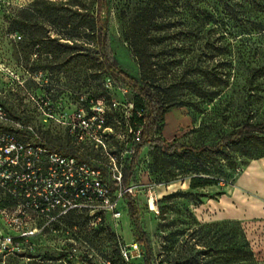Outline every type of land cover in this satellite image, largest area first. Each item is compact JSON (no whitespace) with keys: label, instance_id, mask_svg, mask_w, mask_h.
Returning a JSON list of instances; mask_svg holds the SVG:
<instances>
[{"label":"rangeland","instance_id":"1","mask_svg":"<svg viewBox=\"0 0 264 264\" xmlns=\"http://www.w3.org/2000/svg\"><path fill=\"white\" fill-rule=\"evenodd\" d=\"M95 1L0 0V105L12 119L30 123L52 143L62 141V130L43 122L37 111L41 101L73 106L80 97L98 98L107 90L108 77L97 60L93 34L85 28L95 17ZM137 2L111 0L107 17L114 57L121 70L134 78L139 77L138 66L123 33ZM240 17L243 24L249 20L248 25L260 28L249 26L244 32L220 26L226 31L224 35L235 57L229 88L203 107L200 104L170 109L163 117L160 132L165 141L176 140L198 149L203 143H215L221 133H228L240 122L264 120V6ZM185 62L171 66L163 81L167 89L179 87L178 95L188 92L180 83ZM118 86L117 83L112 86L110 95L121 99ZM126 98L134 100V94L129 92ZM114 132L122 136V127L115 126ZM107 146L109 153L119 152L114 137ZM248 146L252 157L231 151L229 155L235 158L233 165L222 174L213 171V166L208 175L202 174V157L181 154L168 158L154 146L141 153L128 187L138 203L141 225L155 264L166 257L170 264L179 261L192 264L197 252L207 251L208 245L212 248L220 233L234 234L233 223L222 220L218 200L237 175L264 152V135L252 139ZM196 176L218 178L219 183L191 190L190 179ZM3 198L0 190V199ZM116 202L121 213L117 222L109 213L102 215L99 223L83 214L69 215L55 231L40 239L25 241L14 251L0 249V264H143L125 201ZM13 235L0 222V243ZM256 259L258 264H264V258L256 256ZM204 260L211 261L207 257Z\"/></svg>","mask_w":264,"mask_h":264},{"label":"trees","instance_id":"2","mask_svg":"<svg viewBox=\"0 0 264 264\" xmlns=\"http://www.w3.org/2000/svg\"><path fill=\"white\" fill-rule=\"evenodd\" d=\"M95 3V17L85 28L93 34V47L101 69L106 77L134 94L136 107L144 113L142 137L131 163L124 169L123 186L130 184L139 156L151 146L168 158L181 154L202 157V174L206 175L212 171L213 166V171L221 174L231 167L235 160L229 155L231 151L238 150L244 156L254 155L248 145L252 139L264 135V120L257 123L240 122L228 133H221L215 143H203L198 149L176 140L169 143L160 136V132L163 117L170 109L194 108L200 104L203 107L229 88L235 57L224 35L226 31L221 30L220 26L239 28L244 32H247L249 26L260 28L259 25H248L249 20L243 24L240 15L245 16L252 9L258 11L264 6V1L138 0L134 15L123 33L138 66V78L121 70L111 49L107 18L111 0H96ZM79 46L82 48L81 43ZM183 60L186 62L180 83L188 92L178 95L179 87L167 89L163 81L170 74V67ZM262 157L264 152L255 160ZM218 183V178L196 176L190 179L189 188L194 190ZM124 201L132 236L143 255V264H155L150 242L141 225L138 203L131 194L124 195ZM229 222L231 225L233 223L234 234L230 236L229 232L220 233L212 248L208 245L207 251L197 252L192 264H218V261L221 264H258L242 224ZM205 257L211 261H205ZM164 263L170 264L167 257L157 262ZM174 264L186 263L179 261Z\"/></svg>","mask_w":264,"mask_h":264},{"label":"built area","instance_id":"3","mask_svg":"<svg viewBox=\"0 0 264 264\" xmlns=\"http://www.w3.org/2000/svg\"><path fill=\"white\" fill-rule=\"evenodd\" d=\"M113 85L107 78L100 97H80L73 106L46 100L37 105L43 122L62 130L57 143L30 123L15 121L0 105V222L14 234L0 243L2 252L55 231L69 215L83 214L97 223L105 213L116 222L120 218L116 200L132 195L129 185L123 186V172L136 153L145 121L135 99L127 100L129 90L119 85L122 98L110 95ZM115 126L122 127V136ZM112 137L119 145L117 154L109 153Z\"/></svg>","mask_w":264,"mask_h":264},{"label":"crops","instance_id":"4","mask_svg":"<svg viewBox=\"0 0 264 264\" xmlns=\"http://www.w3.org/2000/svg\"><path fill=\"white\" fill-rule=\"evenodd\" d=\"M218 201L222 220L240 222L255 255L264 258V157L248 164Z\"/></svg>","mask_w":264,"mask_h":264}]
</instances>
